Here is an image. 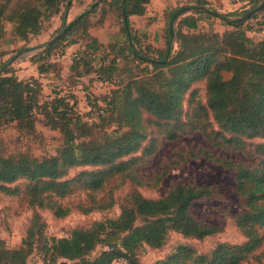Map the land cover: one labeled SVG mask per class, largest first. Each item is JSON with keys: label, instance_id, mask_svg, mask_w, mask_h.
I'll return each instance as SVG.
<instances>
[{"label": "trees", "instance_id": "obj_1", "mask_svg": "<svg viewBox=\"0 0 264 264\" xmlns=\"http://www.w3.org/2000/svg\"><path fill=\"white\" fill-rule=\"evenodd\" d=\"M63 1L0 0V43L7 23L12 25L15 38L27 40L39 34L43 20L58 13ZM100 1L103 5L98 22L103 23L106 13L114 11L127 37L125 49L152 69L118 81L111 75L112 59L100 53L101 64L95 71L114 87L96 99L93 112L97 114L92 121L77 113L76 101L71 104L65 96L57 94L48 102L42 100L39 78L21 80L8 66L0 72V121L16 122L19 130L27 134L36 131L37 122L45 121L63 136L61 147L52 156L0 153V191L23 195L28 205L36 209L19 246L8 247L0 237V264H27L39 242L44 264H56L60 259L70 264H113L118 259L138 264V252L143 246L161 248L171 232L198 240L220 233L223 230L220 225L203 223L191 211L195 200L216 195V187L175 183L159 198L132 192L117 218L75 227L68 237L44 234L45 222L39 209L50 210L58 218L73 211L84 214L107 211L117 204L115 191L128 182L158 187L169 168L150 177H144L139 168L160 147L161 136L168 141L176 140L186 127L201 130L214 148L250 149L255 156L256 163L248 166L214 154L208 147H199L177 154L180 160L174 161L178 165L203 155L235 170L236 190L244 205L236 216V225L245 240L220 242L208 253L178 244L155 264H243L251 258L254 264H263L264 142L248 144V141L264 137V33L259 39L249 35L250 21L262 15L264 6L249 17L246 14L264 0H236L241 6L234 18L211 8L209 0H188L167 8L165 47L157 50L156 56L137 48V32H133L130 24L132 15L146 13L150 0ZM72 3L73 0L66 5V14ZM92 11H84L64 24L69 27L63 35L59 38L57 35L52 45L38 54L45 59V67L42 65L38 70L40 74L54 66L51 57L55 46L71 35L68 46L81 38L87 39L85 49L78 52L75 60L82 61L88 72L93 70L92 62L100 49L99 41L90 33ZM210 17L220 18L232 29L223 33L201 30L199 23ZM225 72L231 76L226 78ZM201 80L206 81L207 103L196 98L197 91L193 90L189 99L192 107L185 114V96ZM211 116L218 125L217 131L209 130ZM107 126L116 128L109 132ZM101 130L103 133L97 136ZM141 149V155H137ZM74 168L82 169L70 176ZM19 180H24L23 187L17 183ZM75 193L79 196L75 197Z\"/></svg>", "mask_w": 264, "mask_h": 264}, {"label": "rangeland", "instance_id": "obj_2", "mask_svg": "<svg viewBox=\"0 0 264 264\" xmlns=\"http://www.w3.org/2000/svg\"><path fill=\"white\" fill-rule=\"evenodd\" d=\"M71 0H64L60 6V11L54 14L50 19H44L42 29L39 34L31 35L27 40L15 38L12 33V25L6 24V34L4 40L0 43V69L2 66L13 58L8 64V70L15 74L21 80L30 78H39L42 83V100H51L57 94L69 98L71 104H74V110L84 116L86 120L92 121L96 112H93V104L97 98L108 93L114 87L107 81L100 79L98 74L100 53L107 54L112 59L114 69L111 72L114 79L126 81L131 77L145 73L147 68L152 69L148 63L138 62L129 50L125 47L127 37L123 30L121 20L112 14L108 16L104 23H99L102 14L100 0H86L88 5L77 7V11L70 14V10L65 12L66 5ZM176 0H155L152 5L150 18L131 19V29L137 32L136 46L144 54L156 56L157 50L165 47L164 27L160 23L165 19L161 18V12L165 7L170 8ZM235 0H228L231 5ZM180 3L181 0H177ZM211 8L217 9L220 13L228 14L230 18L235 17L237 9L224 8L215 0H209ZM223 4V3H222ZM240 8V7H239ZM93 10L91 13L93 26L90 28L92 37L99 41L96 59L92 62L93 70L88 72L82 61L75 60L74 54L85 49L87 39L81 38L75 44L68 46L67 41L71 36L65 37L58 42L52 52L53 67L46 73L38 72L40 66H44V57L41 54L49 48V42L59 35L64 24H69L76 15ZM76 15L74 16V14ZM65 14V15H64ZM258 18L250 21L252 30L249 35L255 39L260 38V31L264 28V11ZM150 21V23H148ZM152 21L155 24L151 25ZM151 25V26H150ZM203 31L214 30L223 33L232 29L230 25L220 18H204L199 23ZM77 36V35H75ZM124 47V48H122ZM177 48V45H175ZM83 52V51H82ZM38 55V58L35 56ZM5 71V69L3 70ZM230 73L225 72V77L229 78ZM196 90L197 97L203 103H207L206 81L201 80L192 85L185 96L184 112L190 111L192 105L189 103L190 93ZM58 92V93H57ZM73 94V96H72ZM90 100L92 101L90 103ZM42 118V116H40ZM210 131L219 130L213 117H210ZM116 126H107L106 131L111 132ZM36 131L27 134L20 131L16 122L5 123L0 121V153L9 154H28L33 157L55 155L63 143V136L59 130L52 129L45 121L36 123ZM103 131H98L97 136H101ZM264 142V137L255 138L248 141V144ZM149 142H145L142 148ZM199 147H208L214 154L225 155L237 162H242L248 166L256 163V158L250 149H220L214 148L204 137L201 130H192L186 127L182 136L176 140L168 141L163 136L160 137V147L150 157L145 160L139 170L144 177H150L156 173H161L164 169L169 168L168 173L164 176L158 187L150 185L137 186L132 182L126 183L120 189L115 191L117 204L107 211H94L88 214L80 211H73L63 218L56 217L50 210L37 209L42 215L45 222V233L47 236L68 237L73 229L78 226H89L94 221L105 220L106 218H117L121 212V206L126 198L135 191L141 192L147 198L162 197L166 191L175 183L183 184H208L217 189V194L203 197L192 203L191 211L196 219L209 225H220L223 230L220 233L208 236L202 240L191 237H185L179 233L171 232L166 244L161 248H151L145 245L138 252V264H155L157 261L166 258L178 244H188L195 247L201 253L210 252L218 243H240L245 240L244 235L236 225V216L244 210L243 199L236 190L235 170L223 167L205 156L200 155L196 158H188L185 162L174 164L180 160L177 155L181 152L187 153L189 149ZM142 149L137 153L141 155ZM82 168H74L70 172L73 176ZM24 186V180L17 182ZM78 193V192H77ZM76 194V193H75ZM79 196L78 194L75 197ZM36 209L28 205L23 195H9L0 191V237H2L8 247H17L21 244L22 239L26 236L30 227L32 217ZM41 243L37 244L36 251L29 257L27 264H44L41 255ZM253 258L243 264H254ZM66 259H60L56 264H70ZM113 264H131L125 259H118ZM264 264V262H263Z\"/></svg>", "mask_w": 264, "mask_h": 264}, {"label": "crops", "instance_id": "obj_3", "mask_svg": "<svg viewBox=\"0 0 264 264\" xmlns=\"http://www.w3.org/2000/svg\"><path fill=\"white\" fill-rule=\"evenodd\" d=\"M86 0H73V3H72V7L70 8V14L74 13L77 11V7H80L79 9H82V7L88 5L89 2H84ZM110 1V0H109ZM155 0H150V2L147 4V9H146V13L142 16L140 15H132L131 16V19L133 20H136V19H139V18H150L151 15H154L155 13L152 12V5L154 3ZM177 1V0H176ZM175 1V4H171V5H174V6H177V5H182L184 3H186L188 0H181L180 3H177ZM217 3L220 5V6H224V8H231V9H239V7L241 6V3L240 2H237L236 0L234 2L231 3V5L228 4V0H215V5H217ZM223 3V4H222ZM102 3H100V6L102 7ZM174 6H171V7H174ZM167 9V7H165V10ZM69 11V10H68ZM74 11V12H73ZM114 11H108L106 13V16H105V19H104V22L106 21L107 17L108 16H111L112 14H115L113 13ZM76 15V13L74 14V16ZM79 15V14H78ZM77 16V15H76ZM75 16V17H76ZM161 16H164V11L163 13L161 12ZM164 19V17H161ZM103 22V23H104ZM148 23H150V21H148ZM155 24V21H152L151 25ZM150 25V26H151ZM165 26V19L162 21V23H160V27H164ZM264 33V29L262 31H260L259 35L262 36ZM254 34V33H253ZM251 34V35H253Z\"/></svg>", "mask_w": 264, "mask_h": 264}, {"label": "water", "instance_id": "obj_4", "mask_svg": "<svg viewBox=\"0 0 264 264\" xmlns=\"http://www.w3.org/2000/svg\"><path fill=\"white\" fill-rule=\"evenodd\" d=\"M263 6H264V1L261 2L257 8H255V9L251 10L250 12H248V13L246 14V17H249V16H251L252 14H254V13L260 11V10L262 9ZM125 18H126V16H125ZM68 27H69V26H65L64 28H62L61 32L59 33V35H58L57 37H58V38L61 37V36L63 35V33L67 30ZM53 41H54V40H51L49 43H52ZM12 59H13V58H11L10 60H8V62L5 63V64L2 66V68L0 69V72H2V71L8 66V64L10 63V61H11Z\"/></svg>", "mask_w": 264, "mask_h": 264}, {"label": "built area", "instance_id": "obj_5", "mask_svg": "<svg viewBox=\"0 0 264 264\" xmlns=\"http://www.w3.org/2000/svg\"><path fill=\"white\" fill-rule=\"evenodd\" d=\"M78 55V52H76L75 54H74V56L76 57Z\"/></svg>", "mask_w": 264, "mask_h": 264}]
</instances>
